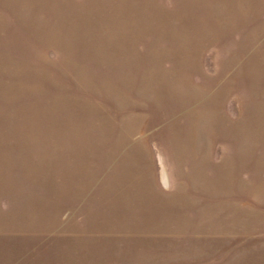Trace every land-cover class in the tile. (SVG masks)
<instances>
[{"label":"rangeland","instance_id":"374dc122","mask_svg":"<svg viewBox=\"0 0 264 264\" xmlns=\"http://www.w3.org/2000/svg\"><path fill=\"white\" fill-rule=\"evenodd\" d=\"M0 264H264V0H0Z\"/></svg>","mask_w":264,"mask_h":264}]
</instances>
